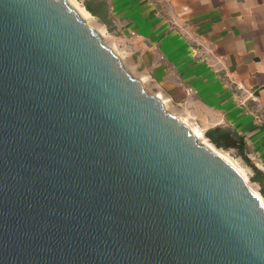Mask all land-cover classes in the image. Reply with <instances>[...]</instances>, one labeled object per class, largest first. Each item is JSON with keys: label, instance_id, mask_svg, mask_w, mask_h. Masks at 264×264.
<instances>
[{"label": "water", "instance_id": "1", "mask_svg": "<svg viewBox=\"0 0 264 264\" xmlns=\"http://www.w3.org/2000/svg\"><path fill=\"white\" fill-rule=\"evenodd\" d=\"M0 264H264L259 198L68 0H0Z\"/></svg>", "mask_w": 264, "mask_h": 264}, {"label": "crops", "instance_id": "2", "mask_svg": "<svg viewBox=\"0 0 264 264\" xmlns=\"http://www.w3.org/2000/svg\"><path fill=\"white\" fill-rule=\"evenodd\" d=\"M83 1L127 40L110 49L148 94L190 129L235 130L264 172V0Z\"/></svg>", "mask_w": 264, "mask_h": 264}, {"label": "trees", "instance_id": "3", "mask_svg": "<svg viewBox=\"0 0 264 264\" xmlns=\"http://www.w3.org/2000/svg\"><path fill=\"white\" fill-rule=\"evenodd\" d=\"M82 6L90 15L98 18L102 24L109 25V23L100 16V13L104 10L101 5L95 6L83 1ZM204 137L216 149L223 151L233 150L236 156L243 160L252 171L250 181L258 186V192L264 199V172L258 170L247 157L246 145L243 138L231 128L218 126L206 130Z\"/></svg>", "mask_w": 264, "mask_h": 264}, {"label": "rangeland", "instance_id": "4", "mask_svg": "<svg viewBox=\"0 0 264 264\" xmlns=\"http://www.w3.org/2000/svg\"><path fill=\"white\" fill-rule=\"evenodd\" d=\"M77 2V4L83 8L82 6V2L81 0H75ZM85 23L92 28L93 30H95L96 32H98V34L101 37V42L109 47V48H113L115 50L116 47H119L121 49H126L127 46H129V44L127 43V40H123V38H119L115 32H113L112 30H110L109 28L106 29L105 26H103L102 24H100L96 18H91V20L89 21V24L87 23V21L85 20ZM103 30V32L101 31ZM152 95V94H150ZM165 110L168 112L169 109L165 108ZM201 137L202 138H198L199 142L204 143L205 137H204V133H201ZM205 142H208L207 139H205ZM209 143V142H208ZM212 145V144H211ZM213 146V145H212ZM214 147V146H213ZM218 150V149H217ZM221 151L224 155H226V157L234 164V166L236 167V169L241 172V174L244 176L245 181L248 185V187L253 190L256 193L258 192V186L254 183H252L250 181V177L252 176V171L251 169L243 162V160L236 156L235 152L233 150H229V151H223V150H219ZM263 200V199H262ZM264 202V200H263Z\"/></svg>", "mask_w": 264, "mask_h": 264}, {"label": "bare ground", "instance_id": "5", "mask_svg": "<svg viewBox=\"0 0 264 264\" xmlns=\"http://www.w3.org/2000/svg\"><path fill=\"white\" fill-rule=\"evenodd\" d=\"M73 6L74 8L83 16V18L87 21V23L89 24V21L91 20V16L88 14V12L80 7L77 2L75 0H68ZM103 32V31H102ZM190 129V128H189ZM191 132L197 137V140L198 138H202L201 137V132L198 131L196 128H192L190 129ZM204 140V143L215 155L219 156L220 158H222L225 162H227V164H229L241 177L242 179L244 180L245 184L247 185L246 181H245V178L244 176L241 174V172H239L236 167L234 166V164L226 157V155H224L221 151L217 150L216 148H214L210 143L208 142H205L206 140ZM248 186V185H247ZM253 191V190H252ZM253 193L259 198L262 206L264 207V202H263V198L260 196L259 193H256L253 191Z\"/></svg>", "mask_w": 264, "mask_h": 264}]
</instances>
